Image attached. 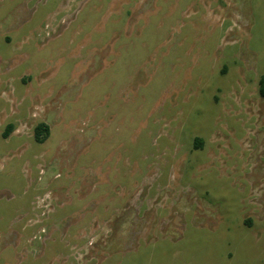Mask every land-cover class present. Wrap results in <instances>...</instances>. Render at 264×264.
<instances>
[{
  "label": "rangeland",
  "instance_id": "1",
  "mask_svg": "<svg viewBox=\"0 0 264 264\" xmlns=\"http://www.w3.org/2000/svg\"><path fill=\"white\" fill-rule=\"evenodd\" d=\"M263 76L264 0H0V264H264Z\"/></svg>",
  "mask_w": 264,
  "mask_h": 264
},
{
  "label": "trees",
  "instance_id": "2",
  "mask_svg": "<svg viewBox=\"0 0 264 264\" xmlns=\"http://www.w3.org/2000/svg\"><path fill=\"white\" fill-rule=\"evenodd\" d=\"M260 92L262 96H264V76L260 80ZM12 126L9 128L8 133L11 132ZM50 134V128L47 124L41 123L39 124L35 129V139L38 143H43L46 141ZM7 135V134H6ZM195 146L201 147L202 146V140L200 138L195 139Z\"/></svg>",
  "mask_w": 264,
  "mask_h": 264
},
{
  "label": "bare ground",
  "instance_id": "3",
  "mask_svg": "<svg viewBox=\"0 0 264 264\" xmlns=\"http://www.w3.org/2000/svg\"><path fill=\"white\" fill-rule=\"evenodd\" d=\"M43 204H40V207H42Z\"/></svg>",
  "mask_w": 264,
  "mask_h": 264
}]
</instances>
